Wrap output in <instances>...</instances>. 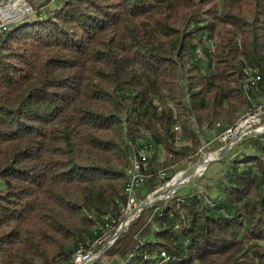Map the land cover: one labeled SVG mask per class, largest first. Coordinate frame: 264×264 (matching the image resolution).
<instances>
[{
    "label": "trees",
    "instance_id": "trees-1",
    "mask_svg": "<svg viewBox=\"0 0 264 264\" xmlns=\"http://www.w3.org/2000/svg\"><path fill=\"white\" fill-rule=\"evenodd\" d=\"M245 69L261 75L259 102L264 0H60L11 24L0 37V264H59L93 242L125 205L129 146L163 150L151 171L194 155L190 117L206 135L233 126L248 106ZM242 143L216 197L174 193L144 209L108 264H264V134Z\"/></svg>",
    "mask_w": 264,
    "mask_h": 264
},
{
    "label": "built area",
    "instance_id": "built-area-1",
    "mask_svg": "<svg viewBox=\"0 0 264 264\" xmlns=\"http://www.w3.org/2000/svg\"><path fill=\"white\" fill-rule=\"evenodd\" d=\"M25 5L26 4L24 3V7ZM5 16V14H0V35L3 31L7 29L9 24L15 23V21H17L16 19L18 18L17 17L14 19H7L5 18ZM246 76L247 86H243L244 93L245 90L253 91L255 85H258L259 80L252 78L249 72H247ZM247 101L248 106L244 111L242 124H240L238 127L227 128L222 132L218 133V135L212 138L211 143H216V145H228L229 152L231 149L235 148L239 143H241L244 139L264 134V102L263 104H252V99H247ZM196 128L197 136H200L202 130L201 128ZM218 128H220V125L216 124L215 129ZM172 131L173 139L179 136V132L177 131L176 126L173 125ZM144 145L145 165H150V158H152L153 156H157L158 154H165L162 149L155 150L152 144ZM220 149L213 153L219 155ZM130 150H136V148L129 146L128 166L125 169V173L128 175V186L126 196L129 200V208L128 210H121V205L119 204L118 213H120V223L111 224V215H106L105 220H100V229L95 233V246H87L86 238L84 244H79L78 249L72 254V256L67 262L59 264H95L96 262H104V264H108V261L105 259V253L114 245L118 237L128 229L130 223L140 216L141 212L144 210L143 204H146L151 200L159 198L154 197L156 193L164 189V187L167 186L176 175H178L176 174L172 178L170 176V173H148L153 174V181H145V177H137V175L134 173L132 158L130 157ZM204 150L205 146L200 145L197 148V152L194 155L185 157L177 166H175V170L182 166L185 168L188 165L190 166L192 160L195 157H202L201 160H203L210 154H213H205ZM166 155L168 158L172 154L168 153ZM214 159L217 160L219 158L215 157ZM149 182L156 184V189L151 194L147 195L145 199H139L138 196L140 194L141 188ZM161 256L165 257L164 254H161ZM129 262L130 256L125 261H122L119 264H130Z\"/></svg>",
    "mask_w": 264,
    "mask_h": 264
},
{
    "label": "rangeland",
    "instance_id": "rangeland-1",
    "mask_svg": "<svg viewBox=\"0 0 264 264\" xmlns=\"http://www.w3.org/2000/svg\"><path fill=\"white\" fill-rule=\"evenodd\" d=\"M60 0H24L26 12H24L20 17H18L15 21V23L23 22L30 20L35 17L36 14H44L45 11L49 8H52L54 6H57L59 4ZM13 24V23H12ZM215 40H213L214 42ZM256 101V100H255ZM261 102V100L259 101ZM257 102V103H259ZM218 135L216 131L210 132L208 135L205 133H201V146H205L204 153L209 154L218 151L220 148L224 147L223 145H216V143H211V140L213 137ZM244 143H239L235 148L231 149L228 154L218 159L215 162H212L209 164L205 169L203 168L199 172L197 171L195 174H193L189 179H187L181 186H179L175 190V194H185L190 192H196L201 194H208L210 198L216 197V184L219 180H221L224 176L223 174L226 172V169L228 168V163L237 158L241 153H243L245 150L243 148ZM177 147H180V145H175ZM162 155V154H160ZM159 155V156H160ZM202 157H195L190 166L185 167H179L177 170L175 168L170 170L168 173H170V176L173 178L176 174H179L183 172L185 169L190 168L193 164L200 162ZM207 170V171H206ZM3 183L0 182V189H2ZM113 260V259H112ZM109 261V260H108ZM99 264H104V262H98ZM97 263V264H98Z\"/></svg>",
    "mask_w": 264,
    "mask_h": 264
},
{
    "label": "bare ground",
    "instance_id": "bare-ground-1",
    "mask_svg": "<svg viewBox=\"0 0 264 264\" xmlns=\"http://www.w3.org/2000/svg\"><path fill=\"white\" fill-rule=\"evenodd\" d=\"M26 11L27 10L24 7V0H6L0 4V14H5L6 15L5 18H7V19H14V18L20 17V15H22ZM11 24H9L7 29L1 33L0 37H2L6 32H8ZM247 72L250 73L252 78L259 79V80H258V85H255V88H253V91L252 90H245L247 93L246 97H247V99H252V104H263L264 99H262L261 102L257 103V101H255L256 98H254L260 92L261 75L255 71H252L251 69L246 70L244 72L245 78H246L244 86H247V76H246ZM243 114H244V112H243ZM243 114L242 115L240 114L241 116L239 117V119L234 123L233 126H231L229 128L238 127L240 124H242ZM190 119H191L190 120V128L193 131V133L197 135V128L196 127H198V128H200V127L198 126V124L196 123V121L194 120L193 117H190ZM174 126L177 127V131L179 132V136L175 137L174 140L177 144H181L182 143V141H181L182 140L181 127L178 123H176ZM144 153H145V145L142 144L141 147H139L137 150H135L131 154V158H132L134 173L137 175V177H145V181H153V174H148V173H168L171 169L173 170L175 168V166H177V165H175V166H170L169 168H166V169H159L156 171H151V166L145 165V154ZM169 157H171V156H169ZM215 157L221 158L220 154L217 155V154L213 153V154H210L205 159L201 160L202 164L197 167L196 172L198 170L204 168V166H205L204 164H206V162H208L209 160L214 159ZM163 158H164V156L161 155L160 159L163 160ZM262 160L264 161V158H262ZM185 172H186V170L179 173L175 178H173L171 183H174V182L180 180ZM126 176H127V182H126V185L124 187L125 201H123V203H125V205H124L122 210H128V208H129V200L126 196L127 195V186H128V175L126 174ZM101 219L105 220L106 217H103ZM119 223H120V218L118 220L114 221L111 217V224H119ZM99 229H100V225H99L97 231ZM87 246H95V240L93 242L92 241L90 242L88 239L87 240Z\"/></svg>",
    "mask_w": 264,
    "mask_h": 264
},
{
    "label": "water",
    "instance_id": "water-1",
    "mask_svg": "<svg viewBox=\"0 0 264 264\" xmlns=\"http://www.w3.org/2000/svg\"><path fill=\"white\" fill-rule=\"evenodd\" d=\"M4 1H6V0H0V4L1 3H3ZM227 152H228V145H225L224 147H222L221 149H220V152H219V154H220V156H221V158H223V157H225V155L227 154ZM221 158H219V159H221ZM218 160V159H217ZM216 159H212V160H209L208 162H206V164H204L205 166H204V169L209 165V164H211L212 162H215V161H217ZM202 163H201V161L200 162H197V163H195V164H193L190 168H188L187 170H186V172L183 174V176H182V178L180 179V180H178V181H176V182H174V183H171L172 182V180L170 181V183L167 185V186H165V188H164V190L162 189V190H160L158 193H156V195L154 196L155 198L156 197H159V198H156L155 200H151V201H149V202H147L146 204H143V209H145V208H148V207H150V206H152L155 202H157V201H160V200H166V199H168V198H170L173 194H174V192H175V190L179 187V186H181L187 179H189L193 174H195L196 173V169H197V167L198 166H200ZM177 176V175H176ZM175 176V177H176ZM174 177V178H175Z\"/></svg>",
    "mask_w": 264,
    "mask_h": 264
},
{
    "label": "crops",
    "instance_id": "crops-1",
    "mask_svg": "<svg viewBox=\"0 0 264 264\" xmlns=\"http://www.w3.org/2000/svg\"><path fill=\"white\" fill-rule=\"evenodd\" d=\"M203 169V168H202ZM202 169H200V171L202 170ZM207 171V170H206ZM198 172H199V170H198Z\"/></svg>",
    "mask_w": 264,
    "mask_h": 264
}]
</instances>
